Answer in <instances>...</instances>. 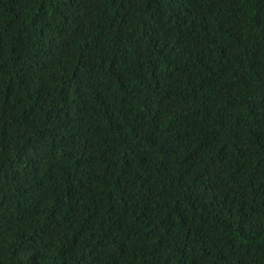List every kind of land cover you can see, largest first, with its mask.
<instances>
[{
  "label": "trees",
  "instance_id": "trees-1",
  "mask_svg": "<svg viewBox=\"0 0 264 264\" xmlns=\"http://www.w3.org/2000/svg\"><path fill=\"white\" fill-rule=\"evenodd\" d=\"M0 264H264V0H0Z\"/></svg>",
  "mask_w": 264,
  "mask_h": 264
}]
</instances>
